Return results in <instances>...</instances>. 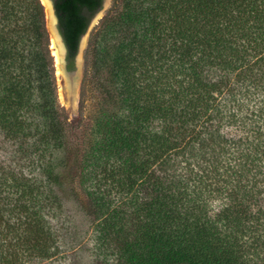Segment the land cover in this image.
<instances>
[{"label": "trees", "instance_id": "16d2710c", "mask_svg": "<svg viewBox=\"0 0 264 264\" xmlns=\"http://www.w3.org/2000/svg\"><path fill=\"white\" fill-rule=\"evenodd\" d=\"M54 3L73 71L104 0ZM84 91L75 127L42 1L0 0V264L59 256V212L100 264H264V0H112Z\"/></svg>", "mask_w": 264, "mask_h": 264}, {"label": "rangeland", "instance_id": "374dc122", "mask_svg": "<svg viewBox=\"0 0 264 264\" xmlns=\"http://www.w3.org/2000/svg\"><path fill=\"white\" fill-rule=\"evenodd\" d=\"M111 6H112V0L110 6L103 13L101 19H99L94 25V27L87 33L88 34L87 44L82 55V59H83L82 78L78 92V100L76 103V107L73 111L70 110L69 102L67 100V88H66L67 84H66L65 75L62 72H60L55 61V57H54L55 48L53 47L52 44L53 36L50 34L48 29V21H47L48 14H47V9L44 6L46 13L47 30L50 36L51 52L54 57L60 102L66 110V114L70 120V123L75 127L88 124L86 120V116L88 115L91 106V101L88 98V95L86 96L84 95L85 94L84 80H85V71L87 64V51L93 34H95L96 31L99 29L102 20L108 13ZM0 149H2L0 150V152L4 151L5 153L3 154L6 155L12 152L11 146H7L5 150H3V146H1V143H0ZM53 226L58 236V241L60 246L59 256L46 261L33 260L30 261L28 264H100L102 262L101 259L97 258L95 253V244H94V238L92 235V228L90 222L86 218H84V216L80 212H73L71 218L67 217L66 212H59L55 221L53 222Z\"/></svg>", "mask_w": 264, "mask_h": 264}, {"label": "water", "instance_id": "95a60500", "mask_svg": "<svg viewBox=\"0 0 264 264\" xmlns=\"http://www.w3.org/2000/svg\"><path fill=\"white\" fill-rule=\"evenodd\" d=\"M52 6L53 10V17L56 20V24L54 26L55 32L60 40V43L63 47L64 55H63V68L65 71V78H66V88H67V100L69 102V108L70 110H74L76 107V103L78 100V92H79V87L81 83V78H82V68H83V59L82 55L84 52V49L87 44V36L88 32L94 27L96 22L101 19L103 16V13L108 9L110 6L111 0H104L103 7L102 9L93 17V19L90 22L89 28L86 32V34L81 38L80 43H79V48H78V53L75 58V69L73 71H69L67 68V46L65 44L63 35L59 29V20L57 17L56 9H55V3L54 0H49Z\"/></svg>", "mask_w": 264, "mask_h": 264}, {"label": "bare ground", "instance_id": "6f19581e", "mask_svg": "<svg viewBox=\"0 0 264 264\" xmlns=\"http://www.w3.org/2000/svg\"><path fill=\"white\" fill-rule=\"evenodd\" d=\"M43 5L46 7L47 9V21H48V29L50 34L53 36L52 38V44L53 47L55 48L54 51V57H55V61L56 64L58 66V69L60 70V72H62L65 75V71L63 68V55H64V51H63V47L60 43V40L55 32L54 26L56 24V20L53 17V10H52V6L51 3L49 2V0H42ZM68 105V104H67Z\"/></svg>", "mask_w": 264, "mask_h": 264}]
</instances>
